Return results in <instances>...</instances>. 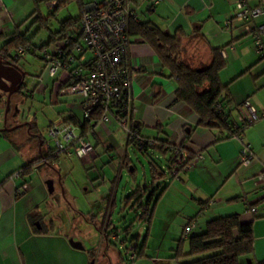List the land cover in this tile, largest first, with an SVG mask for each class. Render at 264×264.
Returning <instances> with one entry per match:
<instances>
[{
	"label": "crops",
	"instance_id": "crops-1",
	"mask_svg": "<svg viewBox=\"0 0 264 264\" xmlns=\"http://www.w3.org/2000/svg\"><path fill=\"white\" fill-rule=\"evenodd\" d=\"M83 1L84 12L97 0ZM248 4L253 8L259 5L264 7L263 0H248ZM11 5V0H0L1 17L7 12L6 19L11 20L13 16L10 12ZM233 7L232 0H162L152 9L148 6L147 10L151 14H161L159 19L163 20L164 25L160 26L164 31L173 35L176 31L185 33L182 54L190 68L198 70L209 67L214 57V50H225L226 68L222 70L219 78L222 84L229 85L228 100L232 101L231 108L235 109L236 106L249 102L258 115H264V60L255 52L253 41L250 37H246V32L235 26L224 29V23L232 18ZM152 23L154 24V21ZM9 24L7 20L1 23V35L11 33ZM255 24H264V15L256 20ZM138 39L139 44L146 45L140 38ZM152 52L145 50L143 46L136 48L131 46L130 49L131 66H140L145 70L133 79L132 89L137 110L134 125L146 138H154L157 141L168 140L170 145L182 144L185 160L190 155H193L195 160L202 156V160L193 161L191 170L179 173L175 182L180 181L179 185L186 193L181 199L190 209L187 221L201 211L204 215L208 213L207 218L210 217L211 220L217 219L222 214L218 212L220 210L226 214L220 215L223 217L238 215L240 221L252 223L254 226L253 263H264V182L256 179L264 171V121L256 123L245 133L244 142L224 140L219 137L218 132L198 127V117L187 112L184 104L175 103L177 82L169 78L168 70L161 69L159 58L153 50ZM90 56L91 54L87 55L88 58ZM53 82V79H45L36 93L45 94L50 87L48 85H51L49 98L53 104L61 103L67 99V96H62L60 92L56 93L52 86ZM77 102L78 99L74 103ZM79 103L80 101L69 105V111L60 113L54 121L55 124L63 120L78 125L74 121L77 117L73 110H81ZM233 113L235 116L236 112ZM116 127L114 122L106 126L93 124L88 140L95 146L99 162H104L105 156L101 155L103 149L108 155H118L121 160V171L127 166L126 168L131 172L133 166H130L132 161L127 154L129 148L127 137L123 130L116 133ZM3 136L10 147L5 146L0 152V169L9 166L19 152L34 149L31 147L32 143H28L29 138L13 136L12 132ZM35 137L38 139L37 135ZM245 145L254 154V161L249 167L244 168L239 165L238 159ZM122 153L125 154L124 157ZM111 159L113 162V158ZM33 160L30 159L20 167L17 163L18 168L12 173ZM111 161L109 165L114 166L113 163L110 164ZM8 176L3 180L4 182ZM21 182H6L2 188L0 187V228L4 219L8 221L9 228L10 223L14 221L17 227L21 211L19 216L21 232L5 236L0 234V264H93L91 251L82 246L72 245L65 239L63 233L51 231L49 234L44 232L37 234L30 230L25 219L28 212L26 209L24 211V204L16 202L14 195L15 186L20 185ZM204 202H210L205 209L201 205ZM216 207L220 208L216 209Z\"/></svg>",
	"mask_w": 264,
	"mask_h": 264
},
{
	"label": "rangeland",
	"instance_id": "rangeland-1",
	"mask_svg": "<svg viewBox=\"0 0 264 264\" xmlns=\"http://www.w3.org/2000/svg\"><path fill=\"white\" fill-rule=\"evenodd\" d=\"M11 1L10 12L14 17L11 15V20H8L7 12L4 13V17L0 14V25L7 20L11 26V33L7 38H12L20 31L23 36L31 40L33 48L19 61L27 75L25 81L27 88L22 94L12 98L11 113L7 121L8 125L17 123L15 126H21L22 124L21 128L15 132L12 131L13 136L28 139L37 135L38 139L35 138L31 142V147L34 148L32 151L19 152L9 166L0 169V183L18 168L17 163L20 167L30 159L35 160L38 157L41 152L40 140L43 142V152H47L46 141L49 139L47 134L49 128L55 124L54 121L60 113L69 111V105L77 104L81 100L73 96L64 98L65 100L61 103L53 104L49 98L52 91L51 85H48L50 87L45 94L36 93L45 81L39 79L44 73L46 64L43 61L44 52L40 50L45 48L49 54H54L58 48L65 46V42L59 41L57 32L64 21L76 20L81 16L79 2L75 0L70 5L55 11L56 9H51L44 0ZM236 1L232 0L234 7L231 17L236 14ZM148 6H150L149 2L137 8L139 19L144 22L154 21V24L160 28L164 25L163 20L159 19L161 14H151L147 10ZM40 14L46 20L41 24L38 22ZM234 26L247 32L245 26H240L237 22H234ZM246 37H250L253 41L252 35ZM53 38L58 41H53ZM131 43L132 48L143 46L145 50L152 52L147 45L139 44L138 38L133 37ZM253 47L256 52L255 41H253ZM77 99L78 102L74 103ZM73 111L80 126L84 125L82 111L78 109ZM5 113V107L0 103V129L5 127ZM240 115L241 113L236 111L235 119H240ZM32 123L36 127L30 133L31 126L28 125ZM119 130L116 127V133ZM5 146L9 148L10 144L0 133V152L5 149ZM127 151L129 160L132 161L128 160V162L130 166H133L131 172L126 168L127 166L121 171V160L118 155H108L103 149L101 155L105 157L102 163L98 161L99 158L94 163L88 164L76 156L71 158L62 156L52 167L40 165L38 172L25 178L30 190L16 202L24 204V211L26 209L27 212L42 216L45 234L51 231L63 233L65 239L72 245L82 246L91 251L93 264H183L206 257L192 256L189 242L181 243L182 229L186 225L190 209L181 199V196H185L186 193L179 185L180 181L175 183L178 178L172 176L168 170L169 167L177 170L178 164L174 163L170 166L168 162L170 155L166 158H160L158 155L149 157L150 155L135 150L132 145ZM124 156L125 154L122 153V157ZM110 161V164L113 163L114 166L109 165ZM151 161L160 165L166 176L162 180L155 181L154 185H152L154 180L150 174ZM146 186H150L151 189L140 193L139 189L145 190ZM164 187H167L166 192L157 203L152 221L148 223L143 219L147 209L145 204L153 193L156 195ZM141 201L144 207L138 204L142 203ZM155 204L156 200L152 202V205ZM218 212L222 213L220 215H226L221 210ZM220 215L219 217H223ZM19 216L17 227L14 221L10 223L9 228L8 221L4 219L0 228L2 236L21 232ZM208 216V213L202 214L197 223L195 222L197 224L195 227H198L194 230L196 233L205 231L207 221L211 220L210 217L207 218Z\"/></svg>",
	"mask_w": 264,
	"mask_h": 264
},
{
	"label": "trees",
	"instance_id": "trees-1",
	"mask_svg": "<svg viewBox=\"0 0 264 264\" xmlns=\"http://www.w3.org/2000/svg\"><path fill=\"white\" fill-rule=\"evenodd\" d=\"M44 2L50 5L51 9L53 8L56 9L55 11H58L64 8L65 6L70 5L72 2H75V0H44ZM78 2L81 8V16L76 20L68 19L61 24L62 27L57 32V35H59V41L65 42V46L63 48H58V51H56L54 54H49L52 57L59 58V50L64 51V53L68 51L72 52L73 50L74 41L77 39L76 37L78 36L81 28L80 20L82 15L84 14L82 11V3L84 1ZM147 2L150 3V0H132V7L134 10H137V8L141 4ZM149 7V9L154 8V6H152L151 4ZM44 21L46 22V20L40 14V17H38V22H40L41 24ZM130 34L132 37L140 38L143 43L150 46L154 51L156 57L159 58L161 69L168 70L169 78L176 80L177 88L175 90L174 96L175 103L178 102L184 104L187 112H190L191 114H194L198 117V127H204L211 131L214 130L219 133L220 138L224 140H232L229 137V134L231 133L233 127L237 124V119H235L233 111H238L239 108L244 104L236 106L235 109L231 108L232 101L228 100L230 97V92L228 90L229 85L222 84L221 79L219 78V75L222 70L226 68L225 58H223V56L220 54L222 49L214 50V57L209 67L194 70L190 68L187 63H185L182 56V42L185 38V33H183L182 31H176V33L173 35L167 31H164L161 27L159 28L152 22L140 21L139 23L136 22L131 24ZM248 35L249 34H247V36ZM7 37L8 35L4 36L0 34V43H2V45L0 46V57L3 58L5 62L11 61L12 63L17 64L19 66V61L22 58L18 56V50L27 49L31 47V52L33 48L32 42L26 36H23L20 31L13 35L12 38ZM67 40L69 41L67 42ZM53 41L56 42L58 40L56 38H53ZM43 50H45V48L40 51L42 52ZM35 54L36 53H34V55ZM258 54L264 60V56H262L260 53ZM45 57L43 58L44 62L46 61ZM141 70L142 71L140 73L145 71L143 67ZM53 80L54 84L52 86H54L53 88L55 89L56 93H58L62 89H65L68 86L69 79L68 76H66L65 74L60 73ZM23 87L27 88L26 83L23 84ZM5 97L6 96L4 95L3 99L0 100V103L3 104L4 107H6ZM10 110L9 114L11 113ZM100 117L101 113L98 112L95 115V118L93 119V124H100ZM74 121H76L80 126L79 121H77V118H75ZM6 124L7 127L10 128L14 127L17 123L8 125L7 121ZM255 124L256 123H254V125ZM28 126H31L30 133L33 131V128L36 127L34 123ZM80 128L83 132V135L88 137V134L92 132L93 125H91L88 121H85V124L81 125ZM134 128L135 130L139 131L135 125ZM139 133L142 136L140 131ZM2 134L6 135L8 133L3 132ZM142 137L146 138L144 136ZM35 138V136L29 138L28 143L34 141ZM152 140H155L157 142V145L153 149H145L141 151L138 150L135 144L132 142H128V145L129 147L130 145H132L133 148L140 153L150 155L149 157L158 155L160 158H166V156L170 155V158L168 159L170 166L174 163H177L178 169L175 170L174 167L168 166V170L171 175L176 178L179 177V173L188 171L186 170L187 166L190 164L191 161L195 160V157L193 155H190V157H188V159H186L184 162L175 159V150H177L178 147L183 149L182 144L170 145L168 144V140L159 139L157 141L154 138ZM39 144V146H41L42 151L41 155H38L35 160L26 164L25 166H23V168L17 170L16 172L12 173L5 180L6 182L13 181V183L21 181L23 182H21L20 185L15 186L14 195L16 200L20 197L25 196V193L28 192L27 189L22 192V195L17 194L18 190L22 189L24 185H28L27 181H24L26 177H29L34 172L38 171L37 169L40 165H49L50 167H52L53 164L59 162L60 158H54L51 151L47 150L46 153L43 152L44 146L41 140ZM246 147L248 148V146ZM249 150L251 149L249 148ZM182 151L183 150H181V152ZM183 153L184 152L180 154V157L183 155ZM149 165L150 174L154 180L152 185L155 184V181L162 180L164 177H166L162 168L160 167V165H157L156 162L151 161ZM18 172H22L23 177H21L20 179H14L13 176ZM6 182L3 181L0 187L2 188ZM149 187L150 186H146L144 188L145 190L139 189V192H147L149 189H151ZM166 189L167 187L162 188L156 195L153 193V195L150 196L148 203L145 204L147 209L145 210L146 216L143 219H145L146 222L150 223L152 221L155 215L154 212L157 203L160 201V199L166 192ZM155 200L156 204L152 205V202ZM141 202L142 203L138 204H140V207H144L143 201ZM209 204L210 202L201 203L203 209H205V207ZM202 214L203 211H201L195 217L189 219L186 222L187 224L182 229L181 243L185 241L189 242L190 254L192 256L203 255L206 257L195 260L194 262H187L183 264H249V262H251V264H254L252 261V255L254 253L255 245L254 226L252 223H243L239 220V216L236 214L229 215L226 217H217V219L208 221L205 226V231H203L202 233H196L194 231L196 230V226L191 232L190 236L185 238V236L183 235L185 229L192 226L193 223L197 222V220L201 217ZM25 219L32 232L38 234L39 232L41 233L44 231L45 223L43 222L42 216H40L38 213L34 214L32 212H28L26 214ZM38 226L40 227V229H38Z\"/></svg>",
	"mask_w": 264,
	"mask_h": 264
},
{
	"label": "built area",
	"instance_id": "built-area-1",
	"mask_svg": "<svg viewBox=\"0 0 264 264\" xmlns=\"http://www.w3.org/2000/svg\"><path fill=\"white\" fill-rule=\"evenodd\" d=\"M83 2V0H78ZM162 0H150L152 6L159 5ZM55 5V4H53ZM235 16L224 23L226 29L232 28L234 22L245 26L247 34L252 35L255 41L256 52L264 56V24L256 25V20L264 15L262 5L251 7L248 0H237L235 3ZM80 20V31L74 41L72 52L59 50V58L46 56V66L40 80L55 79L60 73L68 76V86L60 90L62 96H75L81 98L79 109L83 118L93 125L95 115L100 112V125L106 126L114 122L127 136V142L135 144L138 150L153 149L157 142L143 138L134 128L136 114L135 97L133 94V79L142 71V67H132L130 62V49L132 36L130 27L132 23H139L138 11L133 9L132 0H99L89 7ZM253 23V24H252ZM30 48L19 49L18 56L23 58L30 52ZM91 54L90 58L87 57ZM227 58L225 50L220 53ZM17 56V57H18ZM241 113L229 137L232 140L244 142L246 130L264 121V115H258L249 102L237 111ZM49 139L46 141L48 150L56 159L66 156H76L82 162L92 164L97 159L96 149L83 135L80 126L71 122L59 120L47 132ZM183 150H175V159L184 162L180 157ZM202 160L199 156L194 161ZM239 165L249 167L254 161V154L243 146L239 153ZM193 161L186 170H191ZM22 172L16 173L13 178L20 179ZM264 182V171L258 177ZM28 189V185L18 190L17 194ZM195 228V223L184 231L185 238L189 237Z\"/></svg>",
	"mask_w": 264,
	"mask_h": 264
},
{
	"label": "water",
	"instance_id": "water-1",
	"mask_svg": "<svg viewBox=\"0 0 264 264\" xmlns=\"http://www.w3.org/2000/svg\"><path fill=\"white\" fill-rule=\"evenodd\" d=\"M27 75L21 70V68L17 65L12 63L11 61H4L3 58L0 57V100L3 99L4 95L6 97V107H5V118L4 124L5 127L0 129V133L6 132L10 133L12 131L21 128V126L15 127H7V117L9 114V110L11 107L12 97L17 95L22 90V86L25 83ZM30 128V127H29ZM42 144V143H41Z\"/></svg>",
	"mask_w": 264,
	"mask_h": 264
},
{
	"label": "flooded vegetation",
	"instance_id": "flooded-vegetation-1",
	"mask_svg": "<svg viewBox=\"0 0 264 264\" xmlns=\"http://www.w3.org/2000/svg\"><path fill=\"white\" fill-rule=\"evenodd\" d=\"M19 67L21 68V70L24 72V70H23V68L21 67V65H19ZM25 73V72H24ZM26 81V80H25ZM23 87V86H22ZM26 88H22V90H21V93H23L24 92V90H25ZM6 97H7V95H5ZM6 97H5V99H6Z\"/></svg>",
	"mask_w": 264,
	"mask_h": 264
}]
</instances>
